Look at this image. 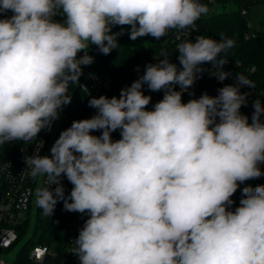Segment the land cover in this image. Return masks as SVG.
Returning <instances> with one entry per match:
<instances>
[{
	"label": "clouds",
	"instance_id": "9594fccd",
	"mask_svg": "<svg viewBox=\"0 0 264 264\" xmlns=\"http://www.w3.org/2000/svg\"><path fill=\"white\" fill-rule=\"evenodd\" d=\"M208 12L201 0H0V145L51 130L70 88H87L90 46L109 55L124 26L132 41H159ZM234 46L224 36L180 43L179 67L162 53L118 97H90L95 115L61 131L50 156L41 142L25 157L28 175L45 177L35 192L44 216L61 201L88 216L71 250L79 264H264V185L243 187L232 209L239 186L264 175V106L253 101L251 122L241 113L249 94L240 89L253 85L240 75L216 96L182 100L202 65L221 83L231 75L219 69ZM145 85L164 93L151 110Z\"/></svg>",
	"mask_w": 264,
	"mask_h": 264
},
{
	"label": "built area",
	"instance_id": "2783aa9c",
	"mask_svg": "<svg viewBox=\"0 0 264 264\" xmlns=\"http://www.w3.org/2000/svg\"><path fill=\"white\" fill-rule=\"evenodd\" d=\"M241 14L247 18V32L244 37L249 39L255 34V32L251 33L252 25L248 21L249 11L244 9ZM8 15L10 16L11 13H8ZM199 35L198 25L195 23L194 28L170 30L168 35L159 40L158 43L162 44L168 51L175 50L178 52L177 46L180 43L188 39L194 41ZM83 54L81 52L79 55L82 56ZM165 54L170 58L168 53ZM158 58H161V54L142 60L144 69L149 63H157ZM202 67L206 71L196 80L193 86L184 91L182 95L183 102L186 103L190 99L199 98L204 93L216 96L218 89L227 84H234L236 76H244L251 81L253 87L244 86L240 89L242 93L247 92L249 94L247 106H242L240 111L243 115L248 116L249 122H251V115L254 111L252 107L253 101L260 99L262 106H264V88L254 81L255 69L241 68V65L233 67L226 64L223 69L219 70L227 71L231 75L221 83L210 75L211 63L204 64ZM82 68L83 75L80 77L79 83L81 86H87V88L79 86L70 88L69 94L72 96V101L60 113V118L53 122L51 130H41L37 138L31 143L17 140L0 145V264H79L78 259L71 254V250L75 246L74 239L78 236L79 230L84 226L85 220L88 218L86 214L71 212L63 241L57 240L53 245L33 244V236L24 245H20V241L26 231L32 212L34 211L36 214L38 210L35 203L36 189L43 186L45 180V177L32 178L28 175L31 169L25 165V157L34 155L41 142L43 143L40 146V155L50 156V148L59 137L61 131L70 127L74 120L87 119L95 115L96 110L88 106L90 97L99 98L102 95L109 98L118 97L122 88L132 84L127 83L123 86H117L111 78L100 75L92 70L90 66H82ZM144 69L141 75H143ZM217 70L215 68L212 69V71ZM176 90H180L178 85ZM143 91L145 95L152 97L150 104L147 106L148 110H151L153 105L161 100L164 95L163 91L152 92L148 90L146 85ZM74 109L78 115L73 118L71 113ZM261 120L264 121V115L261 116ZM93 134L100 135L99 132H94ZM119 138V130L112 133L113 140H118ZM62 183L65 188V194H69L73 187L72 184L66 178H62ZM248 185L255 187L264 184L259 178L248 180L241 184L237 192L232 196L234 201L233 210L239 206V201L242 198V188ZM54 245L57 246L56 250L52 249Z\"/></svg>",
	"mask_w": 264,
	"mask_h": 264
},
{
	"label": "trees",
	"instance_id": "16d2710c",
	"mask_svg": "<svg viewBox=\"0 0 264 264\" xmlns=\"http://www.w3.org/2000/svg\"><path fill=\"white\" fill-rule=\"evenodd\" d=\"M201 2L208 6L211 14L196 21L199 34L216 40L221 36L233 39L235 46L226 54L221 53V57L228 61L229 66L254 68V81L264 88V29L246 39L244 34L247 32V18L241 14L244 9L250 11L253 6L264 4V0H201ZM217 8L220 10L217 11ZM56 19L62 20L61 17ZM120 30V26L113 28V32ZM124 30L125 35L118 37L119 48L109 55L99 53L94 45L90 46L89 55L94 57V63L90 65L92 70L111 78L117 86H123L133 83L141 75L144 69L142 60L158 54L168 53L171 62L176 61L175 64L179 67L177 51L166 50L151 36L132 41L127 34L128 26H124ZM137 66L139 71L136 70ZM261 171L264 172V165L261 166ZM259 179L264 184V175ZM70 216L71 212L63 209L62 201L56 205L52 217L44 216L42 210L38 208L35 214L33 244L53 245L57 240L63 241Z\"/></svg>",
	"mask_w": 264,
	"mask_h": 264
},
{
	"label": "rangeland",
	"instance_id": "374dc122",
	"mask_svg": "<svg viewBox=\"0 0 264 264\" xmlns=\"http://www.w3.org/2000/svg\"><path fill=\"white\" fill-rule=\"evenodd\" d=\"M216 10L219 11L220 8H217ZM208 14L210 15L211 11H209ZM248 21L252 25L251 33L258 32L264 29V4L253 6L250 9ZM172 63H177V62L174 61ZM71 115L74 118L78 115V113L74 109ZM34 225H35V212L33 211L32 215L30 216L26 231L21 238L20 245H24L28 241H30L31 237L33 236ZM52 249L56 250L57 246L56 245L52 246Z\"/></svg>",
	"mask_w": 264,
	"mask_h": 264
}]
</instances>
